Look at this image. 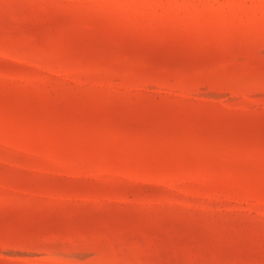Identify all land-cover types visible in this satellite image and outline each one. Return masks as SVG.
<instances>
[{
    "label": "rangeland",
    "instance_id": "1",
    "mask_svg": "<svg viewBox=\"0 0 264 264\" xmlns=\"http://www.w3.org/2000/svg\"><path fill=\"white\" fill-rule=\"evenodd\" d=\"M0 264H264V0H0Z\"/></svg>",
    "mask_w": 264,
    "mask_h": 264
}]
</instances>
